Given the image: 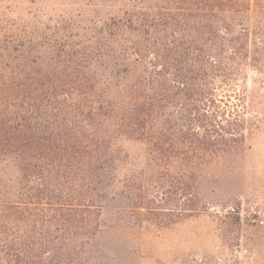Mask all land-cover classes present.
<instances>
[{
	"label": "trees",
	"instance_id": "obj_1",
	"mask_svg": "<svg viewBox=\"0 0 264 264\" xmlns=\"http://www.w3.org/2000/svg\"><path fill=\"white\" fill-rule=\"evenodd\" d=\"M0 23V264H102L98 237L208 211L264 128V0H110ZM122 140L143 145L132 168Z\"/></svg>",
	"mask_w": 264,
	"mask_h": 264
},
{
	"label": "rangeland",
	"instance_id": "obj_2",
	"mask_svg": "<svg viewBox=\"0 0 264 264\" xmlns=\"http://www.w3.org/2000/svg\"><path fill=\"white\" fill-rule=\"evenodd\" d=\"M110 0H0V23L15 29L82 20L105 9ZM250 73L256 107L264 112V88ZM132 168L144 161V147L122 140ZM242 161L233 168L209 170L208 195L215 199L200 215L168 228L107 231L98 237L106 250L102 264H264V128L249 139Z\"/></svg>",
	"mask_w": 264,
	"mask_h": 264
}]
</instances>
